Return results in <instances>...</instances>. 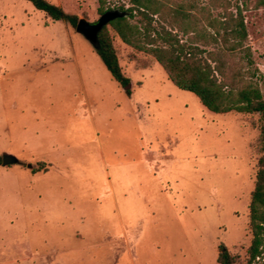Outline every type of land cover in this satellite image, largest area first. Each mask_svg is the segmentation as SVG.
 Masks as SVG:
<instances>
[{
  "label": "rangeland",
  "instance_id": "obj_1",
  "mask_svg": "<svg viewBox=\"0 0 264 264\" xmlns=\"http://www.w3.org/2000/svg\"><path fill=\"white\" fill-rule=\"evenodd\" d=\"M48 1L89 22L101 15L97 0ZM254 1L230 10L245 5L264 94ZM108 30L125 86L75 27L0 0V157L17 159L0 163V264H218L220 244L245 262L258 115L208 110Z\"/></svg>",
  "mask_w": 264,
  "mask_h": 264
},
{
  "label": "trees",
  "instance_id": "obj_2",
  "mask_svg": "<svg viewBox=\"0 0 264 264\" xmlns=\"http://www.w3.org/2000/svg\"><path fill=\"white\" fill-rule=\"evenodd\" d=\"M27 1L51 19L73 27L79 19L48 0ZM97 1L100 14L107 10L123 13L98 31L94 45L105 68L119 84L125 86L130 79L118 62L108 27L127 45L151 55L176 87L195 94L208 110L258 115L261 154L248 203L251 239L245 250L246 260L241 262L238 254L222 244L216 260L218 264H264V94L250 70L253 60L245 44V5H235L233 12L230 0H205L203 4L195 0H126L127 7L125 0L114 6L109 0ZM254 7H264V0H255ZM216 9H221L222 15L213 16L211 11ZM134 18L137 21H132ZM39 163L46 170L43 162Z\"/></svg>",
  "mask_w": 264,
  "mask_h": 264
},
{
  "label": "water",
  "instance_id": "obj_3",
  "mask_svg": "<svg viewBox=\"0 0 264 264\" xmlns=\"http://www.w3.org/2000/svg\"><path fill=\"white\" fill-rule=\"evenodd\" d=\"M123 13L119 12L118 10H107L103 12L96 21L89 22L85 18H79L75 29L77 32L81 33L88 41L93 44V46L97 42V33L98 31L106 24H108L109 21L113 20L116 17L122 16ZM130 85H128L126 88H128ZM16 158L9 154H3L1 157V164L7 165L13 162H16ZM29 168L32 167V165H28Z\"/></svg>",
  "mask_w": 264,
  "mask_h": 264
}]
</instances>
